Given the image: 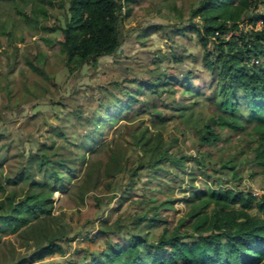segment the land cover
Masks as SVG:
<instances>
[{
	"label": "trees",
	"instance_id": "trees-1",
	"mask_svg": "<svg viewBox=\"0 0 264 264\" xmlns=\"http://www.w3.org/2000/svg\"><path fill=\"white\" fill-rule=\"evenodd\" d=\"M140 1L124 0L121 15L118 0H31L27 13L15 9L21 26L0 22V54L13 47L12 58L0 63V121L23 105L51 103L57 93L49 55L31 37L56 46L57 61L72 78L83 65L96 71L100 57L121 55V20L132 9V19L155 11L171 27L148 23L134 37L144 45L161 32L171 39L168 54L157 49L141 67L136 55L124 74L114 60L107 81H93L80 100L73 91V131L49 128L63 142L47 136L32 141L26 156L14 155L19 161L0 181V240L20 233L31 251L9 250L0 264L53 258L59 261L51 264H264V193L256 196L244 183L264 174V8L257 10L264 0H148L136 7ZM56 8L62 22L49 20ZM245 25L251 28L244 31ZM182 36L195 40L200 55L187 53ZM121 120V140L110 146L108 131ZM28 124L37 127L36 114L20 128ZM11 134L0 132V154ZM102 150L105 161L88 162L89 151ZM78 177L72 199L66 193ZM185 177L191 206L173 221L174 200L163 193ZM56 192L62 197L54 204ZM70 203L74 213L60 211ZM125 203L131 210L119 213ZM101 205L109 209L94 227ZM73 214L88 226L82 235L60 224Z\"/></svg>",
	"mask_w": 264,
	"mask_h": 264
},
{
	"label": "rangeland",
	"instance_id": "rangeland-1",
	"mask_svg": "<svg viewBox=\"0 0 264 264\" xmlns=\"http://www.w3.org/2000/svg\"><path fill=\"white\" fill-rule=\"evenodd\" d=\"M30 1L31 0H0V22L5 21L7 24L10 23V21H14L16 23V26H21L19 17L15 14V9L20 10L21 12L27 13L30 9ZM142 1H148V0H142ZM142 1L138 2L136 4V7L142 6L140 4ZM168 6V4H166ZM13 7V8H12ZM263 6H257V10L263 9ZM125 5L123 7V10L121 11L125 14ZM62 11L56 8L51 16L50 21L54 22V17H57L60 22H62ZM136 12V9H132L130 11L129 18H125L121 20V27H120V37H121V47L120 52L121 55L119 57L116 56H103L98 59V65L96 68V71H91L90 67L87 65H83L80 68V71L76 73L72 78L67 76V73L62 68V66L58 63V54H57V47L54 46L53 49H50L48 46L44 45L39 39L38 36L31 37V40H35L38 42L40 48H42L44 51L47 52L49 55V64L47 67V71L54 76L55 82L58 84L57 93L55 94L54 98L52 99L53 102L48 103L45 100H38L28 105H23L20 109V113L16 114V112L13 113H7L2 121H0V132L6 133L11 132V141L9 142V147L7 150L3 147V153L0 154V181L2 183V179L4 175L7 173L8 168H13L15 164L19 161L18 159L14 157L15 154L20 153L19 151H22V154L26 156V152L28 149H34V143L32 141H43L45 140V137L49 136L50 139H53L56 143H61L64 140L57 137L55 133L50 132L51 126L56 125H62V131L70 135L73 131V126L71 125L73 117L68 114V111L73 106L72 100H70L71 95L73 91L80 92V95L78 99L80 100L85 95L83 90L86 86H89L90 84H93L92 82L95 81V83H104L103 81H107V78L111 77V72L109 71L110 64L114 60H118L119 64L116 66L115 70L118 71L121 74H124L127 72V66L135 64V56H138V60H141L142 63H139V66H143L145 63L147 65L150 64L153 54L158 53L157 49H161V51L165 52V54H168V45H170L171 39L167 38V36L161 32H155L146 37V42L144 45L137 43L134 41V37L139 33L138 27L144 26L148 23H163L166 29H169V25H165L166 23V17L163 14H158L155 11H151L149 13H145L143 17H137L135 19H132L134 16L133 14ZM261 27V24L259 21L256 22L255 28L259 29ZM251 27L250 25L244 26V31L249 30ZM24 36L28 37L25 33H23ZM57 33H55V36ZM179 42L183 44L188 50L187 53L192 54H198L200 55L201 50L200 48L195 45V40L187 41L184 36L179 37ZM22 47L23 44L21 43H13V46ZM1 50V49H0ZM13 53V47L7 48L3 54H0V63L5 61V57H8L11 59ZM118 53V52H117ZM160 55V54H156ZM153 61V60H152ZM20 62V60H19ZM145 62V63H144ZM144 63V64H143ZM20 64V63H18ZM185 65L188 66L189 63L186 61ZM135 66V65H134ZM199 64H197V67ZM137 69V67H136ZM141 71H143V68H141ZM116 78L115 80H117ZM91 82V83H90ZM51 89V88H50ZM80 89V90H79ZM59 98H64L66 100L61 101ZM1 101V100H0ZM63 104L66 106L64 107ZM203 113H205L203 111ZM36 114V125L37 127H33V125L28 124L25 126V128L21 129L23 121L30 116H33ZM124 120H121L119 123L115 124L113 127H111L108 131L107 137L105 139V142L109 144L110 146L113 145L114 141L121 140L120 134L123 130V122ZM50 128V129H49ZM21 140L22 142H20ZM180 142L184 143L185 145H189L190 140L187 138L185 139L182 137L180 139ZM123 143L125 141L123 140ZM190 153V151H188ZM130 157L132 158L134 156L133 151L129 152ZM101 160L102 162L106 160V152L104 150L98 151V152H88V162H95ZM15 168V167H14ZM13 168V169H14ZM80 177V176H79ZM75 178L73 179L69 186L67 191V196L69 197H75L76 195V187L79 185L81 178ZM201 177H196L193 179V185H197L196 181L197 179H200ZM244 183L247 187L253 191V194L256 196H260L264 193V174H258L255 175L252 179H245ZM224 185H233V183L230 182L226 183ZM163 187V186H162ZM27 187H24L26 189ZM164 189V187H163ZM190 190L189 187V181L188 177H185L184 181L181 183L179 181L176 182V186L172 189V191L166 192L164 191V195H168L173 201L174 206V216L173 221H177L179 218L184 216V214L187 213V211L190 209L191 203L188 201L190 196ZM61 193H54L52 195L53 202H55L59 199H61ZM73 199V198H72ZM116 198H113L110 202H114ZM71 202V201H70ZM108 206H100L99 215L97 218L92 221L93 226L95 227L97 224V219L104 218L105 215L108 212ZM211 206L207 208V211H209ZM76 209H79L81 211L84 210V205H78L76 206ZM131 210V207L129 204L125 203L122 205V207L119 209V213L123 211ZM61 212L69 211L74 213L75 208L72 207V204L70 203L69 207H63ZM60 211L55 210L54 215L57 216ZM115 214H111V218H113ZM60 224L69 225L71 228L75 231H80L78 234H83L85 230L88 229V226H79L76 223V217L72 216V220H68L66 217H62ZM95 230V229H94ZM94 231H92L93 233ZM68 236H71L69 234ZM79 237L74 238L70 245V250H72L75 245L76 241L79 240ZM24 239L21 237L20 233L10 234L6 236H2L0 240V254L8 253L7 251L13 250L14 255H22L24 253H28L31 251V248H27L24 244ZM82 247V245H81ZM56 261H59V259L53 258V259H47L44 260L43 264H51Z\"/></svg>",
	"mask_w": 264,
	"mask_h": 264
},
{
	"label": "built area",
	"instance_id": "built-area-1",
	"mask_svg": "<svg viewBox=\"0 0 264 264\" xmlns=\"http://www.w3.org/2000/svg\"><path fill=\"white\" fill-rule=\"evenodd\" d=\"M119 4L121 5V9L123 10L124 7V0H118Z\"/></svg>",
	"mask_w": 264,
	"mask_h": 264
},
{
	"label": "water",
	"instance_id": "water-1",
	"mask_svg": "<svg viewBox=\"0 0 264 264\" xmlns=\"http://www.w3.org/2000/svg\"><path fill=\"white\" fill-rule=\"evenodd\" d=\"M120 50L118 49L117 52H119Z\"/></svg>",
	"mask_w": 264,
	"mask_h": 264
}]
</instances>
